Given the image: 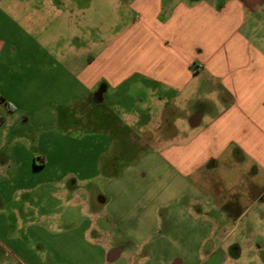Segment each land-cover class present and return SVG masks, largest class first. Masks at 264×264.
<instances>
[{
  "label": "rangeland",
  "instance_id": "1",
  "mask_svg": "<svg viewBox=\"0 0 264 264\" xmlns=\"http://www.w3.org/2000/svg\"><path fill=\"white\" fill-rule=\"evenodd\" d=\"M39 2L31 0L25 25L32 47L1 68L0 134L11 133L29 158L20 164L21 176L10 172L12 188L0 180V264H168L181 254H187L185 264H195V247L205 236L214 239L215 222L224 226L220 231L264 222V201L253 205L247 196L221 221L215 209L199 214L200 180L185 177L166 156L172 143L182 144L199 130L191 118L215 99L214 90L197 80L203 74L198 65L175 103L157 100L154 82L135 72L118 84L103 78L88 91L79 75L88 55L103 46L63 30V47L56 51L48 44L52 49L41 52L39 37H33L43 25ZM94 9L102 23L101 7ZM83 19L77 14L80 27ZM75 35L73 45L64 43ZM138 54L127 52L126 59H144L149 52ZM250 166L221 162L217 171ZM259 182L264 185V179ZM118 246L122 257L104 260Z\"/></svg>",
  "mask_w": 264,
  "mask_h": 264
},
{
  "label": "crops",
  "instance_id": "2",
  "mask_svg": "<svg viewBox=\"0 0 264 264\" xmlns=\"http://www.w3.org/2000/svg\"><path fill=\"white\" fill-rule=\"evenodd\" d=\"M40 4L43 25L33 37H39L41 52L52 49L48 44L60 50L63 30L70 35L80 32L92 45L103 46L96 55H88L80 72L88 91L103 78L118 84L128 72H135L154 82L157 100L175 103L196 78L192 66L201 65L203 74L197 80L214 90L212 107L195 115L193 126L199 130L182 144L172 143L166 156L185 177L200 180L204 201L198 210L204 217L206 208L215 209L221 221L245 203L246 196L253 205L264 201V185L259 182L264 179V0H40ZM95 4L101 7L97 16L102 23L95 21ZM30 14L31 0H0V81L1 68L17 55L23 58L32 47V32L25 29ZM77 14L85 17L82 28L75 21ZM96 34L107 37L96 40ZM76 41L75 35L64 43ZM130 51L149 55L128 60ZM16 147L11 133L0 134V180L11 188L10 172L21 176L20 164L29 158ZM221 162H247L252 170L220 173ZM3 184L0 181V192ZM3 210L0 207V217ZM214 229V239L205 236L195 247V264H264L260 263L264 261V222H245L228 231H220L224 226L215 222ZM123 253V247H112L104 260L115 261ZM186 255L167 262L185 264Z\"/></svg>",
  "mask_w": 264,
  "mask_h": 264
},
{
  "label": "water",
  "instance_id": "3",
  "mask_svg": "<svg viewBox=\"0 0 264 264\" xmlns=\"http://www.w3.org/2000/svg\"><path fill=\"white\" fill-rule=\"evenodd\" d=\"M196 123V117L194 116L192 119H191V124L192 125H195ZM114 256V251H111L110 253V257L112 258Z\"/></svg>",
  "mask_w": 264,
  "mask_h": 264
},
{
  "label": "trees",
  "instance_id": "4",
  "mask_svg": "<svg viewBox=\"0 0 264 264\" xmlns=\"http://www.w3.org/2000/svg\"><path fill=\"white\" fill-rule=\"evenodd\" d=\"M2 122V118L0 117V123Z\"/></svg>",
  "mask_w": 264,
  "mask_h": 264
},
{
  "label": "built area",
  "instance_id": "5",
  "mask_svg": "<svg viewBox=\"0 0 264 264\" xmlns=\"http://www.w3.org/2000/svg\"><path fill=\"white\" fill-rule=\"evenodd\" d=\"M198 68H201V65H198Z\"/></svg>",
  "mask_w": 264,
  "mask_h": 264
}]
</instances>
